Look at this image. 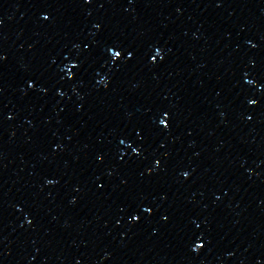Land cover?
I'll return each mask as SVG.
<instances>
[{
    "label": "water",
    "instance_id": "obj_1",
    "mask_svg": "<svg viewBox=\"0 0 264 264\" xmlns=\"http://www.w3.org/2000/svg\"><path fill=\"white\" fill-rule=\"evenodd\" d=\"M0 264H264V0H0Z\"/></svg>",
    "mask_w": 264,
    "mask_h": 264
}]
</instances>
